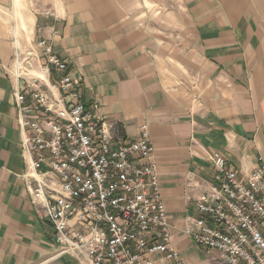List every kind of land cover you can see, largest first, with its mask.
Returning <instances> with one entry per match:
<instances>
[{"label": "crops", "instance_id": "crops-1", "mask_svg": "<svg viewBox=\"0 0 264 264\" xmlns=\"http://www.w3.org/2000/svg\"><path fill=\"white\" fill-rule=\"evenodd\" d=\"M39 40L115 134L147 126L172 246L184 264H221L188 229L214 153L242 177L264 164V0H0V264H77L25 181L15 94L20 69L41 77Z\"/></svg>", "mask_w": 264, "mask_h": 264}, {"label": "built area", "instance_id": "built-area-1", "mask_svg": "<svg viewBox=\"0 0 264 264\" xmlns=\"http://www.w3.org/2000/svg\"><path fill=\"white\" fill-rule=\"evenodd\" d=\"M36 45L41 77L20 69L15 106L25 181L58 252L77 264H156L155 256L184 264L171 244L147 126L134 140L115 134L96 102L80 101L81 79L67 63L45 40ZM211 161L191 240L219 252L221 264H264V164L242 177L221 154Z\"/></svg>", "mask_w": 264, "mask_h": 264}, {"label": "rangeland", "instance_id": "rangeland-1", "mask_svg": "<svg viewBox=\"0 0 264 264\" xmlns=\"http://www.w3.org/2000/svg\"><path fill=\"white\" fill-rule=\"evenodd\" d=\"M39 69H40V64L38 65V70H37L38 73H40Z\"/></svg>", "mask_w": 264, "mask_h": 264}]
</instances>
